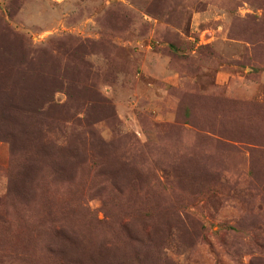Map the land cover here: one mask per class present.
I'll return each mask as SVG.
<instances>
[{"label":"rangeland","instance_id":"1","mask_svg":"<svg viewBox=\"0 0 264 264\" xmlns=\"http://www.w3.org/2000/svg\"><path fill=\"white\" fill-rule=\"evenodd\" d=\"M0 264H264V0H0Z\"/></svg>","mask_w":264,"mask_h":264}]
</instances>
